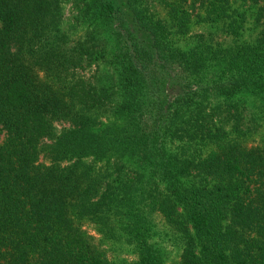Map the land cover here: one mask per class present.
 Listing matches in <instances>:
<instances>
[{
	"label": "trees",
	"instance_id": "1",
	"mask_svg": "<svg viewBox=\"0 0 264 264\" xmlns=\"http://www.w3.org/2000/svg\"><path fill=\"white\" fill-rule=\"evenodd\" d=\"M0 264H264V0H0Z\"/></svg>",
	"mask_w": 264,
	"mask_h": 264
},
{
	"label": "rangeland",
	"instance_id": "2",
	"mask_svg": "<svg viewBox=\"0 0 264 264\" xmlns=\"http://www.w3.org/2000/svg\"><path fill=\"white\" fill-rule=\"evenodd\" d=\"M75 13H76V9L73 7V5L71 4V2H67V3H65L66 25L71 24L70 22L72 21L73 16H74ZM211 30H215V31H217V30L214 29V28L211 29V27H210L209 25H206V24L195 25V26L192 27V33H193V32H198V31H201V32H204V33H208V32L211 31ZM217 32H218V37H219V36H222V37H223V35H222V33H221L220 31H217ZM86 227H87V229L89 230V232H90L91 234H93V235L96 236V238H98V237L100 236V234H98L92 226L86 225ZM106 244H107V243H105V246H106V247L109 246V245H111V243H108L107 245H106ZM117 253H118V252H117ZM115 254H116V251H114V250H112V249L109 250V257H110V258H114V257H115ZM116 256H117V258H119V256H120V258H121L122 256L129 257V258L132 257L130 254H127V253H126L125 255L122 254V255H116ZM177 256H178V255H174V254L170 255L171 259H172V257H173V258H176ZM171 259H169V261H170Z\"/></svg>",
	"mask_w": 264,
	"mask_h": 264
}]
</instances>
